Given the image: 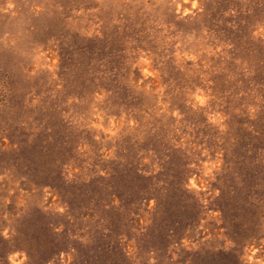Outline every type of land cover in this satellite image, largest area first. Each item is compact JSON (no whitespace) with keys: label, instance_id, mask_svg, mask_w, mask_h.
Returning a JSON list of instances; mask_svg holds the SVG:
<instances>
[{"label":"rangeland","instance_id":"1","mask_svg":"<svg viewBox=\"0 0 264 264\" xmlns=\"http://www.w3.org/2000/svg\"><path fill=\"white\" fill-rule=\"evenodd\" d=\"M0 264H264V0H0Z\"/></svg>","mask_w":264,"mask_h":264},{"label":"clouds","instance_id":"2","mask_svg":"<svg viewBox=\"0 0 264 264\" xmlns=\"http://www.w3.org/2000/svg\"><path fill=\"white\" fill-rule=\"evenodd\" d=\"M9 7H11V5H9Z\"/></svg>","mask_w":264,"mask_h":264}]
</instances>
